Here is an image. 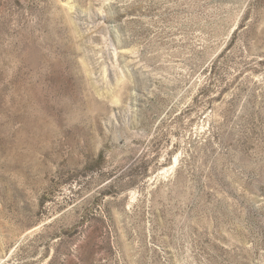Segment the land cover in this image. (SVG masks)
Masks as SVG:
<instances>
[{
	"label": "rangeland",
	"instance_id": "obj_1",
	"mask_svg": "<svg viewBox=\"0 0 264 264\" xmlns=\"http://www.w3.org/2000/svg\"><path fill=\"white\" fill-rule=\"evenodd\" d=\"M0 264H264V0H0Z\"/></svg>",
	"mask_w": 264,
	"mask_h": 264
}]
</instances>
